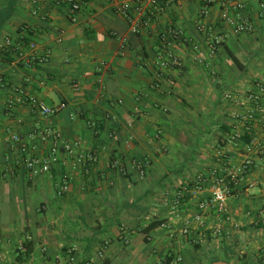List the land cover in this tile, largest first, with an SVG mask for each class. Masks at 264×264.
I'll use <instances>...</instances> for the list:
<instances>
[{
	"label": "crops",
	"instance_id": "1",
	"mask_svg": "<svg viewBox=\"0 0 264 264\" xmlns=\"http://www.w3.org/2000/svg\"><path fill=\"white\" fill-rule=\"evenodd\" d=\"M115 1L89 0L71 14L54 0H0V44L7 37L22 44L0 49V264H68L73 246L75 264H212L225 257L258 264L240 255L246 250L237 236L248 220L264 226V155L247 171L242 166L247 142L263 132L259 121L234 115L252 108L247 96L264 84V0H239L245 8H229L233 23L221 3L201 13L202 0H172L139 34ZM242 20L253 28L236 34ZM172 28L183 32L171 48L183 63L161 67V34ZM215 37L221 42L211 53ZM33 54L49 59L28 62ZM21 91L66 106L48 116L27 101L10 109ZM258 101L264 109V94ZM48 128L97 156L88 172L76 164L77 152H60L50 172L31 174L24 158L48 155L50 141L40 136ZM216 169L232 188L233 221L224 224L231 238L214 233L223 222L215 210L205 213V225L194 219L198 203L212 196ZM63 172L74 179L58 195ZM255 180L260 185L250 187ZM22 244L32 248L25 260Z\"/></svg>",
	"mask_w": 264,
	"mask_h": 264
},
{
	"label": "built area",
	"instance_id": "2",
	"mask_svg": "<svg viewBox=\"0 0 264 264\" xmlns=\"http://www.w3.org/2000/svg\"><path fill=\"white\" fill-rule=\"evenodd\" d=\"M89 0H54L58 5H65L71 14H75L81 10V8L88 3ZM172 0H116V10L119 14L126 17L130 23V31L132 34H139L143 28L148 27L149 21L153 17L162 13L165 7ZM203 6L201 8V13H205L206 9L215 3H221L226 9L223 13V18L228 22H232L229 18V8H234L236 10H242L245 5L239 0H202ZM261 8L264 10V3H262ZM233 23V22H232ZM235 33L241 34L252 30V25L245 20L240 22H235ZM198 29L203 31L204 27L202 25L198 26ZM123 41L126 40L125 37H121ZM161 53L158 57V64L161 67H179L182 65L181 57L175 55L171 48L174 46V42H183V32L178 29H169L168 31L161 34ZM220 38H211L208 42L209 49L211 53L215 52L217 46L220 44ZM31 49L36 46L34 43L29 45ZM22 44L20 42H14L11 37H7L1 44L0 49L3 52H11L12 50L21 49ZM166 54V55H165ZM47 55L36 56L31 55L28 57L29 61H36L38 63H46L48 61ZM258 94L250 93L247 97L248 99L254 100V105L247 112L235 114V119L244 121L245 123H250L252 120H257L260 122L263 132V138L258 140L257 138H252L250 142L246 144V158L243 161V169L247 171L254 165V156L264 155V109L259 103L258 99L260 95L264 94V84L258 85ZM227 97L237 102V104H242V99L236 97L232 94H228ZM29 102L32 107L44 116L53 115L63 109L66 104L60 103L57 106L50 107L46 105L42 100L34 95L26 96L24 92L21 91V95L16 98V100H10L8 107L12 109L14 103H24ZM261 114V116H260ZM40 136L44 141H50L49 153L48 155H38V154H28L25 156L24 161L26 166L29 168L31 174L39 175L51 171L54 164L60 161V152H67L70 155L77 152L76 164L82 166L85 171H89L91 166L97 161V156L91 151H76L81 147V143L76 141L74 143L65 141L61 138L58 132H55L52 128L40 132ZM240 135L235 134L232 136L233 139H239ZM14 140H20L18 135L13 136ZM26 151V148L22 149ZM136 166L139 169L140 176L143 177L146 173L145 165L142 161H137ZM224 171V170H223ZM229 171L225 168V172ZM231 173V172H230ZM215 180L213 183L212 196L209 199L202 200L198 203V212L195 214L194 219L201 225H205L204 215L210 210H215L222 216V223L218 224L214 228V233L216 235H222L226 238H231L230 231L224 226L226 223H231L233 221V216L229 209V197L232 195V188L228 186L223 177L221 176L220 169L214 170ZM235 182L238 181L236 174H232ZM74 176L69 172H63L56 183V192L58 195H64L70 190V186ZM233 181V182H234ZM260 185L259 181H253L249 184L250 187H257ZM184 198L183 189L176 191L174 200L172 202V207L176 210L175 214L180 216L179 207L182 204ZM190 223V220H187ZM27 250L25 245L19 247V251L24 253ZM68 264H75V247H70L68 249ZM1 263V259H0Z\"/></svg>",
	"mask_w": 264,
	"mask_h": 264
},
{
	"label": "rangeland",
	"instance_id": "3",
	"mask_svg": "<svg viewBox=\"0 0 264 264\" xmlns=\"http://www.w3.org/2000/svg\"><path fill=\"white\" fill-rule=\"evenodd\" d=\"M261 193L260 192H255L254 194ZM248 222V227L252 226L253 227V221ZM248 227L245 230H240L241 232L238 233L241 235V237L237 236V242H239V245L245 246L244 250H246L245 253H240V255L244 256H250V258H256L258 264L260 263V258L263 257V248H264V226H254L253 230L248 229ZM228 241H231V239H228ZM264 255V254H263Z\"/></svg>",
	"mask_w": 264,
	"mask_h": 264
},
{
	"label": "trees",
	"instance_id": "4",
	"mask_svg": "<svg viewBox=\"0 0 264 264\" xmlns=\"http://www.w3.org/2000/svg\"><path fill=\"white\" fill-rule=\"evenodd\" d=\"M249 142H250V141H249ZM247 143H248V142H247ZM31 249H32V248H31V245H30V244L27 245V250H26V252H25L26 254H23V253L20 254V255H19V257H20L19 259H22V260L27 259V258L29 257V255H30V253H31ZM224 259H225L226 261H229V259H227V257H225ZM263 259H264V256H263ZM217 260H220V258H216V259L213 258L212 262H213V261H217ZM261 262H262V261H261Z\"/></svg>",
	"mask_w": 264,
	"mask_h": 264
},
{
	"label": "water",
	"instance_id": "5",
	"mask_svg": "<svg viewBox=\"0 0 264 264\" xmlns=\"http://www.w3.org/2000/svg\"><path fill=\"white\" fill-rule=\"evenodd\" d=\"M212 264H234V263H231L225 260H217V261H214Z\"/></svg>",
	"mask_w": 264,
	"mask_h": 264
}]
</instances>
